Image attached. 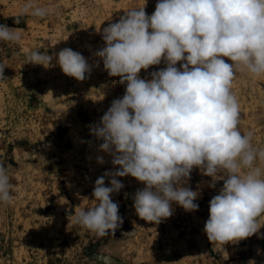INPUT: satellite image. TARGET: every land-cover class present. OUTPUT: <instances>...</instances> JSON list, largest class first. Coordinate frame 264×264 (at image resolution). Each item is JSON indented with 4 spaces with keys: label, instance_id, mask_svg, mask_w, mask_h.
<instances>
[{
    "label": "rangeland",
    "instance_id": "1",
    "mask_svg": "<svg viewBox=\"0 0 264 264\" xmlns=\"http://www.w3.org/2000/svg\"><path fill=\"white\" fill-rule=\"evenodd\" d=\"M28 2L0 0V24L21 37L0 41V165L11 184V200L0 202V264H264V226L237 243L208 240L203 229L209 202L223 180L215 177L212 188V177L196 168L186 185L199 193L196 211L173 203L171 217L146 222L133 206L145 185L125 176L117 177L124 187L111 195L123 218L114 235L98 236L75 223L71 215L96 204V179L118 167L90 133L126 90L95 55L105 46L103 29L134 9L151 15L158 0H31L48 9L42 18L22 14ZM64 48L92 66L83 81L66 76L55 58L47 68L28 62L33 52L54 55ZM164 67L162 61L139 75L150 79ZM231 91L239 104V131L251 136L253 148L264 149V75L237 70ZM254 166L264 178V162L257 159ZM258 223L264 225V216Z\"/></svg>",
    "mask_w": 264,
    "mask_h": 264
},
{
    "label": "clouds",
    "instance_id": "2",
    "mask_svg": "<svg viewBox=\"0 0 264 264\" xmlns=\"http://www.w3.org/2000/svg\"><path fill=\"white\" fill-rule=\"evenodd\" d=\"M21 12L42 18L48 9L29 0ZM20 38L16 28L0 24V41ZM102 39L105 46L95 55L126 90L90 133L118 167L96 179L95 206L70 217L98 236L114 235L123 218L111 195L124 187L117 177L125 176L145 185L133 206L146 222L171 217L173 203L196 211L199 193L186 186L196 168L212 177V188L215 177L223 180L209 202L203 229L208 240L227 245L257 234L264 226L258 223L264 216V178L254 165L264 162V149L253 148L251 136L239 131V104L231 88L237 70L264 75V0H158L151 15L134 9L109 24ZM54 58L78 81L92 70L71 48L54 55L33 52L28 62L47 68ZM162 61L166 67L151 72L150 79L140 77L142 69ZM97 162L105 163L104 157ZM9 180L0 165V202L11 200Z\"/></svg>",
    "mask_w": 264,
    "mask_h": 264
}]
</instances>
